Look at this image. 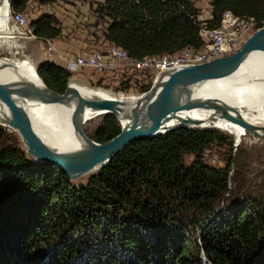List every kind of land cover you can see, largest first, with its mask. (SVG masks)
I'll return each instance as SVG.
<instances>
[{
	"label": "trees",
	"instance_id": "trees-1",
	"mask_svg": "<svg viewBox=\"0 0 264 264\" xmlns=\"http://www.w3.org/2000/svg\"><path fill=\"white\" fill-rule=\"evenodd\" d=\"M61 1L12 0V10ZM210 1L209 28L222 27L224 14L264 22V0ZM194 2L105 0L91 9L98 25H107V46L140 61L203 47ZM30 27L42 41L62 36L54 16ZM37 73L58 94L72 78L50 61ZM100 118L85 132L106 144L121 125L114 115ZM7 136L0 128V264H264V196L231 191L232 158L220 169L204 160L212 147L234 150L221 131L178 128L135 142L83 185L20 146L4 145Z\"/></svg>",
	"mask_w": 264,
	"mask_h": 264
},
{
	"label": "water",
	"instance_id": "water-1",
	"mask_svg": "<svg viewBox=\"0 0 264 264\" xmlns=\"http://www.w3.org/2000/svg\"><path fill=\"white\" fill-rule=\"evenodd\" d=\"M261 45H264V28L249 37L242 48L230 56L161 74L151 90L135 98L130 106L116 98H102L96 93L85 94L71 84L64 94L55 93L45 85L37 69L35 73L38 81L32 83L18 84L0 79V105L8 113L2 123L19 134L27 155L34 162L53 166L74 182L96 174L135 142L168 134L178 128H202L200 122L182 117L194 110L210 113L213 123L224 121L234 124L264 142V126H257L247 119L251 111L249 108L239 110L220 98L201 94L207 84L227 78L233 69L247 75L242 70ZM249 76L252 82L264 85V76ZM157 84L160 86L159 91L151 95ZM23 103L66 108L80 149L62 154L51 152L34 121L24 110ZM108 114L117 117L121 133L106 144H98L86 135L85 125L93 119L92 116ZM119 114L127 121V126H123ZM172 122L179 124L169 126Z\"/></svg>",
	"mask_w": 264,
	"mask_h": 264
},
{
	"label": "rangeland",
	"instance_id": "rangeland-1",
	"mask_svg": "<svg viewBox=\"0 0 264 264\" xmlns=\"http://www.w3.org/2000/svg\"><path fill=\"white\" fill-rule=\"evenodd\" d=\"M194 4H195V8L199 12L198 19L199 18L206 19L207 17H209L210 14H212V9L210 8L212 7L210 0H195ZM32 6L33 5H30L27 11L23 14L29 25L32 22L31 19L33 18L32 10H31ZM103 23L104 22H100L99 25H103ZM224 25L231 27L232 25L231 20H227V19L224 20ZM106 26L107 25L103 26V29L102 28L100 29L102 34L104 33L105 31L104 29L106 28ZM9 38H10L9 40H7L6 37L1 39L2 41L0 45V60L7 59V61H11V60L28 61L32 65V67L36 70L39 65H36L34 59L31 58L32 57L31 53L34 51V49L32 48L29 49L30 43L33 42L31 44H34L36 43V41L39 42L42 41L21 39V37L18 36L17 34H13L9 36ZM40 47L43 49L40 50L41 52L40 57L44 56L45 53H47V56L49 58L50 55H54L55 58L62 64V66L60 67H63L64 69L67 70L68 68L67 63L58 57V54L59 55L61 54L57 50H56L57 54H55L54 52L49 50V46H47L46 44H44L43 46L40 44ZM116 47L120 48L118 46ZM102 49H104V46H102L101 50ZM61 56L63 58H69V56H63V55ZM81 56L82 55L76 57L78 58ZM33 58L36 57L34 56ZM129 61H131L130 57L128 58V61H121L118 65H116L114 71L111 70L110 72H108V73H115L113 74V76L116 79L112 77L113 79L98 80L93 74L94 72L92 73L85 69L80 71L77 70L74 73L67 70L70 74H72V78L69 82V85L72 82L77 81L89 87L92 90L94 89L101 90L102 92H104V94L108 95L110 98H116L117 100H119L121 97L138 98L139 96L143 95V93H141V88L146 85H151L152 81L154 80V76L149 72H143L144 70L137 68L136 63L134 65L132 64L130 65L128 63ZM54 64L59 66L56 63ZM104 64L108 67L110 66L108 59H104ZM155 74L157 75L158 73ZM152 86L153 84L151 85V88ZM100 123H101L100 117H95V118L93 117L91 121L87 122L85 128H88L89 130H93ZM0 128L2 129L4 128V130H6V132L8 133L6 139L7 141L4 145L20 146L22 149L26 151V148L23 145L22 140L17 132H14L11 129L3 127L2 125H0ZM198 129H213V128H198ZM223 133L228 137H230L231 141H233L234 150L230 151V149H228V146L212 147L210 150L206 151L205 153L204 156L205 162L212 167L220 169L224 167V164L228 159L232 158L233 160H235V168L233 167V171L230 173V177H231L230 189H232L231 191L232 192H234L235 190L242 191L244 194L250 196H264V142L258 140L249 133H246V135L240 140H237L233 135L227 132H223ZM3 147L5 146H2V148ZM185 161H186V165H190L191 162L193 161V157L186 156ZM88 178L89 176L81 178L79 181H76V183L83 185L85 184Z\"/></svg>",
	"mask_w": 264,
	"mask_h": 264
},
{
	"label": "bare ground",
	"instance_id": "bare-ground-1",
	"mask_svg": "<svg viewBox=\"0 0 264 264\" xmlns=\"http://www.w3.org/2000/svg\"><path fill=\"white\" fill-rule=\"evenodd\" d=\"M242 72L247 75L236 72L234 69L231 70L227 78L207 84L201 94L206 97L220 98L239 110L244 107L249 108L251 111L246 116L247 119L257 126H264V85L252 82L249 76V74L264 76V45L259 46L257 53ZM0 79L18 84H28L38 81L35 69L28 61H7V59L0 60ZM71 85L85 94L96 93L102 98L111 99L101 90H92L80 82H72ZM159 89L160 86L157 84L151 95L157 93ZM134 99L131 97H121L119 100L130 106ZM22 106L34 121L42 140L51 152L62 154L80 149V142L72 131L70 113L66 108L62 106L54 108L40 107L26 103H23ZM7 114L6 109L0 105V125L3 127L2 120ZM93 117L95 116L91 118ZM182 117L200 122L202 128H213L227 132L237 140L242 139L246 135V132L242 128L234 124L224 121L213 123L210 113L201 110L187 112ZM118 118L123 126H127V121L123 120L122 114H119ZM176 124L179 123L172 122L169 126Z\"/></svg>",
	"mask_w": 264,
	"mask_h": 264
},
{
	"label": "built area",
	"instance_id": "built-area-1",
	"mask_svg": "<svg viewBox=\"0 0 264 264\" xmlns=\"http://www.w3.org/2000/svg\"><path fill=\"white\" fill-rule=\"evenodd\" d=\"M210 8L212 9V7ZM210 19L211 14L206 19H198L197 17L200 37L203 42L202 48L198 50L186 48L174 55L147 57L142 61L131 60L128 63L130 65L136 63V67L144 70L143 72H151L154 75L153 83H155L158 76L165 72L185 66L203 64L238 52L248 37L264 28V22L257 23L237 19L230 14H224L222 27L212 29L207 24ZM226 19L231 20V27L224 25V20ZM13 34H17L21 39L25 40H39L23 14L15 13L12 10V0H0V45L1 39L6 37L9 40V36ZM44 42L48 44L50 51L57 54L50 41L46 40ZM58 57L67 63V70L72 73L85 69L90 72L103 74L111 70L114 71L116 65L121 61H128L129 55L121 48L108 45L100 51L89 53L78 58H63L59 54ZM104 59H108L109 67L104 64ZM155 73L158 74L156 75Z\"/></svg>",
	"mask_w": 264,
	"mask_h": 264
},
{
	"label": "crops",
	"instance_id": "crops-1",
	"mask_svg": "<svg viewBox=\"0 0 264 264\" xmlns=\"http://www.w3.org/2000/svg\"><path fill=\"white\" fill-rule=\"evenodd\" d=\"M104 2L105 0H65L51 5H39L31 2L29 4V6L33 5L31 7L33 16L31 21H35L45 15L54 16L60 22L63 30L60 38L50 41L53 47H56H54L55 50L61 55L69 57L87 55L95 51H100L102 46L105 48L108 44L104 41L103 34L100 30L101 28L103 29L104 25H98L97 18L91 9V4L95 6L97 3ZM31 43L29 49H34L31 53V58L34 59L36 65L50 60L62 66L54 55H50L49 58L47 53H45L44 56L40 57V50H43L40 44L42 46L44 44L48 46L47 43L39 41H36L34 44ZM34 56L36 58H33ZM93 74L98 80H106L113 79V74L115 73Z\"/></svg>",
	"mask_w": 264,
	"mask_h": 264
},
{
	"label": "clouds",
	"instance_id": "clouds-1",
	"mask_svg": "<svg viewBox=\"0 0 264 264\" xmlns=\"http://www.w3.org/2000/svg\"><path fill=\"white\" fill-rule=\"evenodd\" d=\"M250 37H251V36H250ZM44 43H45V42H44ZM244 43H245V42H244ZM241 48H242V47H241ZM153 76H154V75H153ZM153 82H154V80L152 81V84H154ZM152 84H151V85H152ZM143 94H145V93H143ZM98 117H100V116H98Z\"/></svg>",
	"mask_w": 264,
	"mask_h": 264
}]
</instances>
